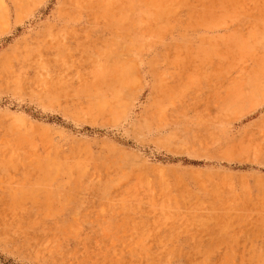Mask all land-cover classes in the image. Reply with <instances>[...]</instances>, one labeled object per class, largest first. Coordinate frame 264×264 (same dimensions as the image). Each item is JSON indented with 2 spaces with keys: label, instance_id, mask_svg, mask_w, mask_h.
<instances>
[{
  "label": "rangeland",
  "instance_id": "rangeland-1",
  "mask_svg": "<svg viewBox=\"0 0 264 264\" xmlns=\"http://www.w3.org/2000/svg\"><path fill=\"white\" fill-rule=\"evenodd\" d=\"M0 264H264V0H0Z\"/></svg>",
  "mask_w": 264,
  "mask_h": 264
}]
</instances>
